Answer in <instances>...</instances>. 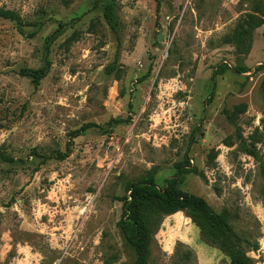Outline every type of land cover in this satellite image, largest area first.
Wrapping results in <instances>:
<instances>
[{"label": "rangeland", "instance_id": "1", "mask_svg": "<svg viewBox=\"0 0 264 264\" xmlns=\"http://www.w3.org/2000/svg\"><path fill=\"white\" fill-rule=\"evenodd\" d=\"M108 1L0 0L25 31L44 23L30 38L0 17V264H134L118 226L122 197L151 171L165 186L186 157L197 172L178 186L227 211L264 264V24L247 53L230 41L247 13L263 16L264 0H159V11L157 0H115L121 45ZM118 52L120 70L108 73ZM47 54L51 70L35 87L20 69ZM242 103L240 138L228 113ZM111 118L124 122L72 140L83 124ZM155 239V264H175L177 241L196 252L184 264L230 261L183 211Z\"/></svg>", "mask_w": 264, "mask_h": 264}, {"label": "trees", "instance_id": "2", "mask_svg": "<svg viewBox=\"0 0 264 264\" xmlns=\"http://www.w3.org/2000/svg\"><path fill=\"white\" fill-rule=\"evenodd\" d=\"M160 1L157 0V11L160 8ZM104 17L116 36L118 44L121 45L120 23L117 16V3L115 0L106 2L103 5ZM263 16L255 12L245 15L239 22L236 30L230 36V41L237 44L242 53L250 50L253 38V31L264 24ZM0 17L9 18L16 22L21 33L27 37H35L42 29L44 23L39 22L32 31H25L20 16L5 8H0ZM119 52L116 61L106 68L108 73L118 72L120 67L117 64ZM51 70V61L46 55L44 62L37 68L23 67L20 74L30 79L31 83L38 87L42 80ZM237 71H248L246 68H237ZM217 71H214L213 80L215 81ZM148 75H144L140 80H144ZM124 95V91H121ZM214 91L211 92V97ZM247 104L236 105L228 113V119L237 128V133L242 138L241 127L238 124V118L247 111ZM124 122L121 118H111L106 124L90 122L83 124L81 127L72 131V140L78 136L86 134L89 130L96 128L104 133L111 132L115 124ZM264 129V118L262 119ZM248 152L255 158H259L255 149L246 147ZM69 150V147H68ZM69 152V151H68ZM215 151L210 154L211 160L215 157ZM68 153H63L60 158H66ZM10 161L14 158L10 157ZM186 163L178 168L177 175L166 179V185L159 187L155 179V171H151L145 178L134 181L129 184L128 195L122 197L123 207L121 219L118 222L126 241L133 248L136 258L134 264H155L151 262L153 245L156 241L155 235L159 231L164 218L176 212L183 211L186 216L190 217L192 222L199 227L201 239L213 247L218 248L224 255L229 257L228 264H254L253 258L248 255L244 244L246 241L241 237L230 223L227 211L217 212L209 202L202 196L182 190L178 184V176L187 172H197L196 168L189 167V159L186 157ZM264 172V164H262ZM173 258L175 264H184L188 262H197L195 250L188 244L177 241L174 249Z\"/></svg>", "mask_w": 264, "mask_h": 264}]
</instances>
